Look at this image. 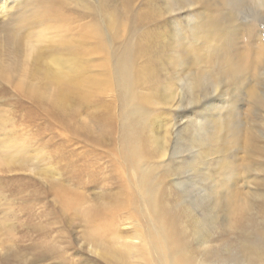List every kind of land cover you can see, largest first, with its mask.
Returning a JSON list of instances; mask_svg holds the SVG:
<instances>
[{
    "label": "rangeland",
    "instance_id": "374dc122",
    "mask_svg": "<svg viewBox=\"0 0 264 264\" xmlns=\"http://www.w3.org/2000/svg\"><path fill=\"white\" fill-rule=\"evenodd\" d=\"M89 2L92 8L97 3ZM107 3L108 11L122 17L146 12L148 29L156 32L151 67L159 85L154 101L147 106L148 116L144 114L148 119L142 137L144 143L140 138L135 144L138 151L146 148L150 152L149 164L145 165L159 164L150 169L154 174L161 172V166L169 162L164 161L168 157L172 171L179 164L183 166L177 168V174L165 177L159 202L174 212L177 208L186 213L191 210L198 217L207 208L212 212L206 216L216 222L210 236L203 240L186 227L184 211L178 213L182 215L180 227L185 231L186 264H239L234 246L242 236L236 230L238 213L234 208L250 197L253 190L264 191V173L241 149L235 150L234 164H229L233 172H228L226 165L218 163L219 154L212 146L200 148L188 140L186 124L199 120L213 105L223 104L228 95L218 86L214 93L211 88L208 94L199 95L196 102L177 99L187 72L178 58L181 47L189 45L181 41L180 46H175V28L179 24L183 26L185 17L195 13L199 3L195 0H108ZM237 6L234 9L237 10V50L243 51L250 43L247 24L252 21L257 25V40L251 44L264 46V15L258 16L256 8L247 2ZM41 12L65 14L71 25L49 26L43 22L45 18L37 19ZM22 14L23 18H19ZM93 19L97 18L92 9L82 10L73 0H0V264H158L160 261L156 258L155 262L157 253L154 249L151 252L147 243L150 235L159 244L157 224L145 221L151 205L141 193L140 198L134 196L132 164L123 156L126 145L121 144L117 119L120 101L113 86L107 81L98 90L100 94L83 100L79 94L60 95L51 79L56 68L64 73L73 61L59 49V40ZM100 21L104 37L108 38L103 27L106 20ZM8 25L16 28V50L4 42ZM183 32L187 33V29ZM88 57L89 71L99 74L101 67L96 65V55ZM252 90L264 102V75L259 86L238 91L236 100L240 123L248 125L253 120L258 124V130H253L259 135L258 144L264 148V107L252 108ZM162 138L166 147L164 157L160 156L159 144L153 145ZM173 146L178 149L173 150ZM194 153L197 160L192 170L189 160ZM229 173L231 178L227 180ZM208 188L214 190L213 195L208 194ZM126 193L130 195L125 200L127 206L110 213ZM209 203H214V210ZM221 204L226 207H220ZM96 209L112 215L111 231L103 229L94 233V226L101 220L93 223L88 214ZM263 210L264 199L256 197L251 210L256 227L245 222L244 233L255 228L264 232ZM206 253L212 255L206 257ZM257 264H264V260L259 259Z\"/></svg>",
    "mask_w": 264,
    "mask_h": 264
},
{
    "label": "bare ground",
    "instance_id": "6f19581e",
    "mask_svg": "<svg viewBox=\"0 0 264 264\" xmlns=\"http://www.w3.org/2000/svg\"><path fill=\"white\" fill-rule=\"evenodd\" d=\"M96 1V5L92 8L89 0H73L82 10L92 9L97 19L81 25L78 30L71 31L70 34L59 40V49L69 55L70 60L73 58V61H71L68 71L64 73L56 68L51 74V79L59 88L58 93L60 95L79 94L83 100L90 98L92 94H100L98 90L105 87L103 85L107 81L113 86L120 101L117 119L122 134L120 135L121 144L126 145L123 147V156L129 164H132L133 169L131 175L133 177L132 184L136 191L134 196L140 198L141 193L144 201L151 205L150 210L147 211L148 217L144 215L143 219L146 216L145 221L157 224L155 226H157L159 233V244L157 245L156 241L148 235L149 241L147 240V243L152 248L150 251L152 252L154 249L157 253L155 262L157 258L158 261H163V264H186L184 255L187 247L185 231L183 227H180L182 215L179 216L178 214L184 210L177 208L174 212L170 208L163 207L159 202L165 177L170 174H177L175 172H179L178 169L183 166L179 164L176 170L172 171L171 157H168L164 161L168 160L169 162L161 166V172L154 174L150 169L159 164L145 165L149 164L147 158L150 152L146 148L143 149V152L138 151L135 144L136 139L141 138L143 142L142 137L148 127L147 106L154 101V95L157 93L159 85V79L153 74L151 67L152 40L156 32L148 29L149 15L146 12L122 17L107 10L109 7L108 0ZM201 1L200 3V0H195L196 3H199V8L195 13L185 17L183 26L179 24L175 28V46H180L181 41L189 45L180 49L178 63L183 65L187 72L185 79L180 83L177 99L196 102L199 95L208 94L207 92L211 88H213L212 93H214L218 86H222L228 95L223 104L213 105L210 111L203 114L199 120H191L186 124L185 128L189 131L188 140L191 145L200 148L212 146L213 151L219 154L218 163L226 165L230 169L228 172H233L229 164H234L235 150L241 149L246 158L257 164L259 170L264 173V166H262L264 164V148L258 144L259 135L253 130L254 128L258 130V124L250 120L248 125H242L236 106L238 91L244 92L249 86L256 87L262 82L264 46L258 43L254 46L251 44L257 40L255 35L257 25H255V21H252L247 24L249 32L247 38L250 43L246 45L243 51L237 50L238 27L236 26L238 24L235 13L237 10H234L237 5L247 2L256 8L257 15H264L261 14L264 13V0ZM183 7L180 8L183 9ZM23 16L22 14L19 18H23ZM42 18L46 19L43 22H47L49 26L57 23L61 25L70 24L68 16L58 12L54 14L41 12L37 19ZM104 18L106 23L103 22V27L109 36L108 38L104 37L100 21ZM184 28L187 29V33L183 32ZM16 34V28L13 29L9 25L6 27L4 42L13 50L18 47L16 46L18 43ZM176 50L178 51V49ZM91 55H96L94 58L97 61L96 65L102 68H100L99 74L89 71L91 65H88V56ZM97 55L100 56L98 59H96ZM138 88L141 90L139 91ZM33 92L36 93L35 90ZM170 94L172 95V93ZM173 99L174 95L172 96ZM252 100V108L253 106L254 109L264 107V102L255 90H252ZM164 143L162 138L153 144H159L158 146L162 151L161 157L165 156L166 147ZM174 149H178V147L173 146ZM137 156L139 157L135 158ZM144 156L145 159L143 160ZM196 160L197 155L194 153L189 160L192 170ZM185 163L183 165L187 166L188 164ZM231 173L227 175V180L231 178ZM259 189L253 190L250 197L238 203L234 208L238 213L235 221L236 230L241 231L242 236L234 246L235 259L239 264H257L259 259L264 260V232L257 228L248 234L242 231L245 222H250L249 226L252 228L256 227L251 210L256 197L264 199V191ZM209 193L213 195L214 190L211 188L209 191L208 188ZM127 196L130 195L126 193L125 198L120 200L110 213L122 210L124 206H127L125 205ZM252 199H254L253 202ZM68 202L70 203V201ZM208 205H212V210H214V203ZM226 205L228 206V203ZM226 205L221 204L220 207H226ZM203 210L205 211L202 217L195 216L191 210H188L187 213L184 211V213L186 215V227L189 231L196 237L205 240L210 236L216 222L215 219H208L206 216L212 211L207 208ZM262 214L264 215V210ZM89 215V219L93 223L97 219L101 220L94 226V233L103 229L112 230V220L110 219L112 215L109 212L96 209L91 211ZM147 227H150V224ZM147 227L146 229H149ZM156 246L157 248H154ZM215 253L217 254L216 251ZM211 255L212 253L205 254L206 257Z\"/></svg>",
    "mask_w": 264,
    "mask_h": 264
}]
</instances>
